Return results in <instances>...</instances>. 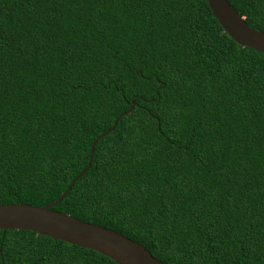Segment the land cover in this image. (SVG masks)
Instances as JSON below:
<instances>
[{"label": "trees", "instance_id": "trees-1", "mask_svg": "<svg viewBox=\"0 0 264 264\" xmlns=\"http://www.w3.org/2000/svg\"><path fill=\"white\" fill-rule=\"evenodd\" d=\"M264 33V0H228ZM52 207L163 264H264V54L206 0H0V205ZM0 264H116L0 230Z\"/></svg>", "mask_w": 264, "mask_h": 264}, {"label": "water", "instance_id": "water-1", "mask_svg": "<svg viewBox=\"0 0 264 264\" xmlns=\"http://www.w3.org/2000/svg\"><path fill=\"white\" fill-rule=\"evenodd\" d=\"M206 2L220 27L235 43L241 47H248L264 54V33L250 28L228 0H206ZM134 105L132 103L126 112L120 114L109 130L96 137L90 147L87 166L56 201L43 207L1 204L0 230L31 231L53 241H62L92 250L108 257L116 264H163L153 258L143 246L119 233L80 221L51 209L64 199L78 178L88 170L97 141L113 131L119 119L128 114Z\"/></svg>", "mask_w": 264, "mask_h": 264}]
</instances>
